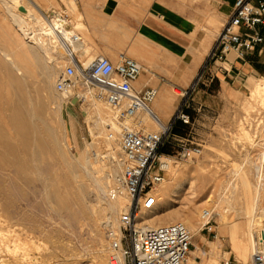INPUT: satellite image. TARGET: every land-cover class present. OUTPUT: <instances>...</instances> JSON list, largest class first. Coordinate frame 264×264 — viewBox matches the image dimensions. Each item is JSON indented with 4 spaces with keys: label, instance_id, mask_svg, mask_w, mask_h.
<instances>
[{
    "label": "rangeland",
    "instance_id": "374dc122",
    "mask_svg": "<svg viewBox=\"0 0 264 264\" xmlns=\"http://www.w3.org/2000/svg\"><path fill=\"white\" fill-rule=\"evenodd\" d=\"M84 1L85 4L100 6L104 13L109 14L117 8L119 14H124L128 0ZM35 2L46 11L68 10L73 23L81 31L84 45L90 48L87 57L81 58L83 64L91 56L107 55L117 60L121 53H126L142 61L151 73H157L150 74L147 79L153 78L159 95L168 100V106L162 111L173 118L182 108L191 117V122L181 127L184 140L175 141V152L182 145L202 149L200 155L187 158L178 154L175 162L172 160L166 181L159 188L161 199L158 205L161 210L167 206L172 210L170 214L189 212L199 207L198 218L202 223L205 219L200 212L206 211L205 208L212 209L210 222L200 224L199 236H193L189 257L193 256L192 251L196 250L198 243L204 253L194 257L200 264H204L211 255L216 258V264L246 263L233 252L229 231L235 225L247 227L250 215L246 217L233 211L223 218L215 210V203L208 205L205 201L211 196L217 202L222 195L231 197L235 207L240 209L238 211L249 205L256 210V218L264 214V104L253 95L256 83L264 81V68L260 67L259 73L245 72L238 78L224 77L216 69L213 73L208 70L195 89L183 94L192 85L187 80L182 82L187 76L171 80L154 65L163 62V58L170 54L184 60V69L199 65L209 53L208 36L213 31V22L208 27L198 23L192 38L186 36L184 43L172 46L161 40L169 39L168 29H159L161 36L156 42H150L149 37L141 41L139 37L142 38L144 32L141 28L125 27V22L117 19L101 17L98 18L100 27H89L77 0ZM6 9L0 0V125L8 119L15 106L19 107L24 102L29 105L32 99L34 107H40L42 111L39 113L41 117H28L31 124H37L28 146H24L21 137L13 135L15 132L10 126L0 133V264H109L110 243L106 233L111 227L110 221L118 226L120 212L113 213L109 221L93 213L92 206L103 205L110 201L109 198H114L113 169L122 159L119 133L111 147L107 144L106 134L96 129L92 108L94 103L100 102L98 97L88 99L86 96L84 101L76 104L72 101L58 103V94L44 87L39 63L41 51L26 42L25 35L17 29ZM33 9L39 19L35 6ZM27 20L33 24L29 17ZM219 29L217 26L216 32ZM6 53L18 60L16 62L25 71L23 75L16 72L14 64L4 56ZM230 58L234 59L235 55ZM56 68L57 79L61 64L58 63ZM166 82L170 84L167 96L158 86ZM101 102L112 119L111 111L104 101ZM157 114L164 121L162 112ZM111 127L106 123L107 135L112 133ZM111 148L116 159L109 155ZM86 163L89 167L85 168L90 174L83 167ZM257 166H263L261 174ZM118 171L121 173V169ZM242 176L248 177L246 188ZM95 178H105L106 192L97 190ZM235 185L238 186L236 190L233 188ZM179 188L181 190L176 196L167 197L166 190L173 194ZM98 213L101 214L100 209ZM166 217L169 219V215ZM255 236L259 241L261 234L258 229H255Z\"/></svg>",
    "mask_w": 264,
    "mask_h": 264
},
{
    "label": "built area",
    "instance_id": "2783aa9c",
    "mask_svg": "<svg viewBox=\"0 0 264 264\" xmlns=\"http://www.w3.org/2000/svg\"><path fill=\"white\" fill-rule=\"evenodd\" d=\"M40 18L32 20L31 36L34 41L54 45L53 56L61 64L57 77V90L71 103L90 97L105 102L112 114V121L121 128L119 133L122 153V170L119 188L129 197V203L120 213L118 226L107 230L110 243L109 264H185L193 245V235L184 222L177 221L160 226H150L144 216L152 213L160 202V186L166 181V161L176 155H200L199 146H180L184 138L173 134L178 121L191 122L182 108L165 123L151 108L159 95L154 86H140L143 65L135 58L121 53L117 60L107 55H97L85 66L75 49L83 41L80 29L73 23L68 11H46L36 8ZM264 52V0H236L234 11L218 34L206 63L192 82L195 89L206 71L227 72L224 63L245 60L253 52ZM149 111L146 122L140 114ZM153 127H156L154 129ZM117 133V134H118ZM112 135V133H110ZM170 146L172 153L162 149ZM177 153V154H176ZM175 162V161H174ZM113 189L112 196H116ZM212 214H209L211 220ZM208 221V223L210 222ZM207 223V224H208ZM258 250L246 263L264 264V247L259 238ZM262 247V249L260 248Z\"/></svg>",
    "mask_w": 264,
    "mask_h": 264
},
{
    "label": "bare ground",
    "instance_id": "6f19581e",
    "mask_svg": "<svg viewBox=\"0 0 264 264\" xmlns=\"http://www.w3.org/2000/svg\"><path fill=\"white\" fill-rule=\"evenodd\" d=\"M28 1L29 2L27 3L25 0H2V2L5 3V6H7L6 10H8V13L11 16V19L13 20V22L18 27L17 29L20 30L25 35V39H27L26 42L30 46H32L34 48H37V49H39L41 51L42 56L39 57V60H40L39 63L41 65L42 75L44 76V87H48V88H50V91H52V93L58 94L57 98H59V102H58V99H57V102L59 104L67 103L68 102L67 97L64 94L60 93L57 90V87H56V81H57V79H56V74H57L56 65L58 64V62H57L56 58H54V56H53L54 45H51V44H49L47 42H44V41H34V39L31 36L32 25L27 20V17H29L30 19L34 18L35 14H34L33 7L35 6V8H37L38 4H37V2H35V0H28ZM21 6H24L27 9V12L20 11L19 8ZM15 43H17V42H15ZM75 49H76V51L78 52V54H79V56L81 58L82 57H87V55L90 52L89 46L84 45V40L82 42H79L75 46ZM30 53H32V52H30ZM4 56L6 57L7 60L12 62V64H14V66L16 67V70H17L16 72L18 74L23 75L25 73L24 69L16 62L18 60L15 61L11 57V55L8 54V53H6ZM93 59H94V56H91L88 60H86V63L84 65L85 66L89 65L90 62ZM25 61L27 62V60H25ZM20 64L22 65V63H20ZM40 81H41V79H40ZM8 93H9V91H8ZM253 95L255 97H257L261 101V103L263 102V104H264V81L262 83H260V82L258 84L256 83V85H255V87L253 89ZM85 96H87L88 99H90V98L92 99V97H90L88 94H85ZM30 99H32V98H30ZM19 100H20V98H19ZM101 101L102 100H100V102L97 103V104L94 103L93 104L94 108H92L93 109L92 112L95 114V116H93L95 118V126H96V129H99L100 133L106 134L107 144L109 146L113 147V141L116 140V136H117L116 134L118 132H120L121 128H120V126L118 124H116L115 122H112V119L110 118V114H108V112L106 111V109L104 107V104H102ZM10 104H8V105H10ZM154 104H160V108L164 109L165 107L168 106V100H166V98H163L162 95L160 94L156 98ZM6 108L7 107H5V109ZM151 110L154 113L157 114V112H156V110H155V108L153 106H152ZM41 111H42V108L39 107L38 109H36L34 107L33 99L30 100V104L29 105L27 103L25 104V102H24L19 107L15 106L12 109V112H11L10 116L8 117V119L3 120V123L1 122L2 125H0V133H4L5 132V127L6 126H10L13 129V131L15 132V134H13V135H17V136L21 137L24 146H28L29 139L31 138L32 134L36 131L34 125H37V124H31L30 121L28 120V117H30L32 119H34L36 117H41L40 114H39ZM140 116L146 122H148L151 119V115H150L149 111L142 112L140 114ZM157 116H158V114H157ZM39 119H41V118H39ZM43 121L44 120H42V122ZM109 121H110V123H108ZM32 122L35 123L34 121H32ZM106 123L112 125V127H111L112 135L110 133L107 135V133H106V129H107L106 128ZM153 128L156 129V127H153ZM38 129H39V127H38ZM35 140H36V138H35ZM11 148H13V147H11ZM111 149H112V152H110L109 155H110L111 158L116 159L117 156H116L113 148H111ZM97 155H100V154H97ZM87 159H90V158H87ZM88 163H90V162H88ZM166 163H167V168L170 169L172 167V163H173L172 159H168L166 161ZM91 166H92V164H91ZM122 166L123 165H122V159H121V160L118 161L117 166L114 167V169H113L114 170L113 171L114 172V176H113L114 180H111V183L114 182V186H112V187H113V189L114 188L116 189V193H117L116 196L114 198H109L107 196L110 199V201L108 203H105V204L103 203V205L99 204V205H93L92 206V212L93 213H95L98 217L108 218L109 221H110V219L113 218V216H112L113 213H119V212L121 213L126 208L127 204L129 203L128 195L124 192V190L118 189L119 188V177H120V174H121V173H119L118 170L119 169L122 170ZM83 167L85 168V167H89V166H87V163H86V166H83ZM262 167L261 166H257V170H258L259 174L262 173ZM85 169L88 171V168H85ZM88 172H89V174L91 173L90 171H88ZM95 175H94V177H95ZM101 177H103V176H101ZM241 178H242L243 186L246 188L247 184L249 183L248 177L247 176H242ZM95 185H96V188H97L98 191H104V192L107 191L105 178H97ZM81 188L83 189L82 186H81ZM233 188H235V190H236V189H238V186L235 185ZM231 189H232V187H231ZM180 190H181V188H179L175 192H172L173 194H171L168 190H166L165 192L168 193L167 197H170V196H176L177 193ZM110 191H112V190H110ZM165 192H164V194H165ZM237 192H238V190H237ZM63 194H64V192H63ZM231 196H232V194H231ZM256 200L257 199L255 198V201ZM205 202L208 205H211V204L215 203V210L217 211L218 215L223 217V218L226 217L227 214H229V212L233 213V211H234L235 214L237 212L238 213L240 212L241 215L246 216V217L250 215L247 227H240L238 225H235V226L231 227V229L229 231L230 232V236H231V244H232V248H233L232 250H233V252H235L237 254V256H238V258L240 260H242L244 262H248L250 260L251 256L253 255V253L258 250V243L259 242H258V240H257V238L255 236V229H258L260 231V234H261L260 239L262 240V244H263V247H264V222H263L264 221V214H261L260 217L256 218V214H254L256 212V210L252 209L249 205H248V207L243 208L241 211H238L240 209H237L236 208L237 206L235 207L232 198L231 197L230 198L229 197H224L222 195H220V199L217 202H214L213 198L211 196ZM167 203H168V200H167V202H164L165 205ZM251 204H252V202H251ZM97 207H99V208H97ZM99 209L101 211V214L98 213ZM203 210L200 212L201 213V217L203 216L204 219H205V222L203 221V223L200 222V220L198 218V213L200 211L199 207L194 208L193 210H191L189 212L178 211L176 214L174 213L175 214L174 215L173 213L170 214L172 210H169L167 208V206H166V208H163L161 210L160 206L158 205L152 213H150L148 215H145L144 218H145V221L150 224V226H160V225L170 224L172 222H177V221L184 222L189 227L192 235L198 237L200 229H201L200 224L202 225V224L208 223V221L210 220V217H208V215L211 214V210L212 209L210 210V209H206L205 208L206 211H203ZM109 214H110V216H109ZM166 215H169V219L171 218V220H169L166 217ZM240 217H242V216H240ZM231 218H232V216H231ZM116 222H117V220H116ZM110 225H111V227L116 228V223L115 222L110 221ZM15 235H14V238H16ZM0 237H2V236H0ZM196 245H197L196 246V250L192 251L193 256L188 257L187 261L185 262V264H200L198 261H196L194 256H196L197 254H202L204 252H203L200 244L197 243ZM25 253H26V251H25ZM105 260H107V259L105 258ZM31 261H32V259H31ZM31 261H29V263ZM25 262H27V261H25ZM122 264H125V262L123 261ZM204 264H216V258L213 255H211L210 257L205 259Z\"/></svg>",
    "mask_w": 264,
    "mask_h": 264
},
{
    "label": "crops",
    "instance_id": "0c3cea01",
    "mask_svg": "<svg viewBox=\"0 0 264 264\" xmlns=\"http://www.w3.org/2000/svg\"><path fill=\"white\" fill-rule=\"evenodd\" d=\"M77 1L84 21L89 27H100L101 24L98 23V18L101 17L110 20L117 19L124 21L125 27L131 29L141 28L144 32L141 35L142 38L139 37V39L142 41L144 37H149L150 42L158 41L159 36H161L158 33L159 29H168L169 39L161 40L167 41L172 46L184 43L186 36L192 38L191 34H196L198 23L208 27L210 22H213L214 25L211 26L213 31L208 36L210 37L209 53L218 34L233 13L236 3V0H128L123 11L124 14H119L117 8L111 11L112 14H110L111 12L108 14L104 13L100 6L85 4L84 0ZM60 6L64 8L61 3ZM64 10L68 11L67 9ZM216 23L220 28L218 32H216ZM163 37L164 35H162ZM192 42H195L194 39ZM175 48L180 51L178 46H175ZM209 53L199 65L195 64L188 69L183 68L184 60L180 56L173 54L164 57L163 62L161 61L162 63L156 62L154 66L158 67L162 74L168 76L171 80H177L178 76H187L188 78L182 79V82L190 81L192 83L202 66L206 63ZM229 60V62L224 63L228 68L227 72H222L224 77L238 78L244 76L245 72L259 73L258 69L260 67L264 68V52H253L245 60H233L229 56ZM140 62L143 64L145 71L139 78V85L142 87L156 85L153 78H147L150 74L156 75L157 73H151L148 67L142 61ZM169 85V82L158 84L160 91L165 96L168 95ZM152 106L157 112H162L165 122L171 119L172 115L163 112L160 104L153 103Z\"/></svg>",
    "mask_w": 264,
    "mask_h": 264
},
{
    "label": "trees",
    "instance_id": "16d2710c",
    "mask_svg": "<svg viewBox=\"0 0 264 264\" xmlns=\"http://www.w3.org/2000/svg\"><path fill=\"white\" fill-rule=\"evenodd\" d=\"M186 126H187V124H184L182 121H180V122L178 121L175 124V126H174L173 134L178 135V136H184L183 133H182V131H181V127H186ZM162 151L164 153H172L173 152L170 146L164 147L162 149Z\"/></svg>",
    "mask_w": 264,
    "mask_h": 264
},
{
    "label": "water",
    "instance_id": "95a60500",
    "mask_svg": "<svg viewBox=\"0 0 264 264\" xmlns=\"http://www.w3.org/2000/svg\"><path fill=\"white\" fill-rule=\"evenodd\" d=\"M19 9H20V11H22V12H27V9H26L24 6H21ZM72 103H73V104L78 103V99H77V98H74V99L72 100Z\"/></svg>",
    "mask_w": 264,
    "mask_h": 264
}]
</instances>
